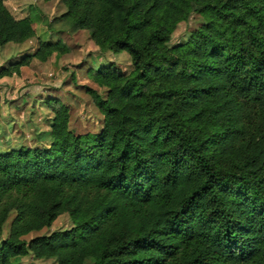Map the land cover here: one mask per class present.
<instances>
[{
    "label": "trees",
    "instance_id": "1",
    "mask_svg": "<svg viewBox=\"0 0 264 264\" xmlns=\"http://www.w3.org/2000/svg\"><path fill=\"white\" fill-rule=\"evenodd\" d=\"M50 2L53 0H44ZM54 21L16 19L0 0V51L50 31L90 33L128 54L91 72L104 117L70 129L51 100L49 146L0 153V264L33 255L56 264H264V0H61ZM200 27L171 47L181 23ZM59 28V29H57ZM71 52L63 40L0 70ZM63 215L73 227L40 236Z\"/></svg>",
    "mask_w": 264,
    "mask_h": 264
},
{
    "label": "rangeland",
    "instance_id": "2",
    "mask_svg": "<svg viewBox=\"0 0 264 264\" xmlns=\"http://www.w3.org/2000/svg\"><path fill=\"white\" fill-rule=\"evenodd\" d=\"M5 4L18 20L40 13L44 19L54 21L67 11L61 0H5ZM201 22V18L194 15L187 23H181L173 35L171 47L187 42ZM60 40L71 47L69 54L54 55L48 62L35 59L29 67L22 68L20 75L0 78V153L23 147L49 146L46 134L51 131L55 118L54 112L48 107L51 100L60 101L69 108L70 129L75 134H96L103 129L104 117L89 91L105 97L106 89L95 83L91 72L111 65L120 71L130 72L132 62L128 54L104 53L94 43L89 32L80 31L73 35L59 33L50 31L44 22L39 24L35 38L22 44H9L0 51V70L34 55L42 42ZM13 218L14 214L5 227L2 240L8 237ZM72 227L69 216L63 215L52 228L33 233L25 240ZM14 263L56 264L53 260H38L33 255L14 259Z\"/></svg>",
    "mask_w": 264,
    "mask_h": 264
}]
</instances>
